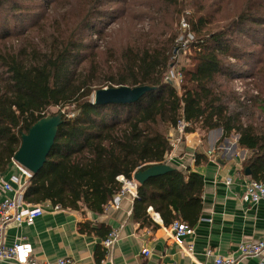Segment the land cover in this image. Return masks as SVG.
Returning <instances> with one entry per match:
<instances>
[{
    "label": "trees",
    "instance_id": "1",
    "mask_svg": "<svg viewBox=\"0 0 264 264\" xmlns=\"http://www.w3.org/2000/svg\"><path fill=\"white\" fill-rule=\"evenodd\" d=\"M93 1L75 22L70 2L0 0V175L15 160L22 135L51 107L74 106V116L63 113L44 167L26 184L24 198L30 203L102 212L121 191L120 176L132 178L165 161L172 149L169 133L183 118L190 124L186 132L221 129L218 145L239 134V147L249 151L244 170L250 168V177L264 183V119L256 116V110H264V98L242 100L223 82L244 70L240 63L248 51L238 46L237 37L246 35L264 45L259 37L264 34L259 11L264 5L249 1L232 18L196 9L189 17L196 36L194 66L181 68L180 93L165 80L178 44L164 32L138 44L134 40L116 59L115 73L109 65L110 73L97 74L99 49L90 31L102 34L97 20L103 11L98 6L102 0ZM47 23L50 32L41 37ZM122 85L153 89L134 103L92 102L94 91ZM203 188L199 174L173 169L139 184L134 209L147 216L153 207L170 225L177 218L193 224L202 209Z\"/></svg>",
    "mask_w": 264,
    "mask_h": 264
},
{
    "label": "crops",
    "instance_id": "2",
    "mask_svg": "<svg viewBox=\"0 0 264 264\" xmlns=\"http://www.w3.org/2000/svg\"><path fill=\"white\" fill-rule=\"evenodd\" d=\"M171 131L174 144L163 162L185 174L197 173L204 180L198 219L193 224L176 219L188 223L193 233L177 238L170 223H165L153 207L148 208L147 216L136 214L137 196L129 189L121 193L122 185L102 212L55 208L45 202L44 213L32 224L14 222L8 227L6 243H31L34 256L41 261L71 257L74 264H214L213 257L206 255L207 249L211 248L216 256H237L240 244L264 240V201L244 202L241 194L248 175L243 170L236 176L239 165L244 169L249 151L230 138L214 149L221 129L209 131L207 139L194 131L186 132L185 138L179 140L182 135H177L176 129ZM211 149L214 153L209 155ZM1 177L14 188L26 182L14 161ZM121 177L124 176L120 180ZM228 177L233 178L230 185L226 183ZM126 179L134 180L133 189L138 192L141 183L134 174ZM4 193L0 187V196ZM6 194L13 196L14 191ZM113 230L119 231V239L109 251L103 242ZM188 245H192V251L187 250ZM144 249L150 251L149 255ZM238 264L263 263L260 258L250 257Z\"/></svg>",
    "mask_w": 264,
    "mask_h": 264
},
{
    "label": "rangeland",
    "instance_id": "3",
    "mask_svg": "<svg viewBox=\"0 0 264 264\" xmlns=\"http://www.w3.org/2000/svg\"><path fill=\"white\" fill-rule=\"evenodd\" d=\"M60 0V6L70 2V5L75 6L76 18L81 17L87 10V6L92 5V0ZM102 0L101 4L97 3L103 11V15L98 18L97 28L102 30V34L92 33V40L98 45V53L96 58L98 61L97 74L100 75L110 73L109 65L113 67L112 73L116 72V59H118L122 53L126 51L128 45L132 44L133 41L141 43L147 38L152 37L155 34L164 32L165 37L175 36V43L178 44V40L183 38L184 35H194L195 33L191 30L189 17H194L196 9L204 7L207 12H204L208 16L214 14L215 17L223 18L238 15L245 7L246 4L251 1L253 5L263 6L264 0ZM257 3V4H256ZM184 5V6H182ZM50 8V7H49ZM65 9V7H64ZM260 15H264V9H259ZM202 12V9H201ZM3 11L0 10V16L3 15ZM203 13V12H202ZM98 15V16H99ZM221 19H219L220 21ZM50 22V21H49ZM186 24V25H184ZM41 34V37L50 32L48 26ZM40 35V33H39ZM264 41V34L259 36ZM238 46L242 49L246 48L248 52L244 53L242 58L241 68L243 72L234 75L233 78L227 79L224 85L228 86L229 91H233L236 96H240L242 100H247L252 95H259L264 98V45L259 42L254 43L246 35L237 37ZM248 42V47H244V44ZM193 48L190 51H180L178 58L174 55L170 58L169 71L166 74L165 80L173 79L170 77V72L175 66L177 73L182 67H193L194 62L191 58L193 54ZM230 61L234 62L235 59L231 58ZM244 61H249L248 65L242 66ZM178 69V70H177ZM246 74V75H244ZM244 75L245 77H241ZM254 75L255 77H251ZM169 77V78H168ZM176 82L177 89L182 92V80ZM106 87H118V86H105ZM97 91V90H96ZM92 94L94 95L95 92ZM92 99V96H91ZM228 104L230 108L235 107V101L233 98H229ZM74 106H68L64 109L59 107H51L46 116L58 114L59 112L69 113V116H74L76 111H73ZM256 116L264 119V110H256ZM181 125H185L183 130H180ZM184 118L181 119L178 126L176 127L177 135H182L179 140L185 138L186 128L189 126ZM202 139H207L208 132H203L196 128ZM172 130V129H171ZM195 131V132H196ZM194 132V131H193ZM192 133V132H191ZM173 132L169 133L171 137V143L174 144V136H171ZM184 135V136H183ZM231 141L238 143L239 134L233 133L230 137ZM226 138V139H228ZM225 139V140H226ZM224 140V141H225ZM224 141L220 144L224 145ZM219 144V145H220ZM216 145L214 149L218 148Z\"/></svg>",
    "mask_w": 264,
    "mask_h": 264
},
{
    "label": "built area",
    "instance_id": "4",
    "mask_svg": "<svg viewBox=\"0 0 264 264\" xmlns=\"http://www.w3.org/2000/svg\"><path fill=\"white\" fill-rule=\"evenodd\" d=\"M186 25V24H184ZM193 42H195L194 35H184L183 38L178 40V47L174 52L175 58H178L180 51H186L191 49ZM175 68V66H174ZM170 72V77L172 75L173 79H168L169 81L178 86L182 80L181 69L175 71V69ZM169 78V77H168ZM185 125H181L180 130H183ZM214 153V149L209 151V155ZM20 174L26 179L23 187L14 188L10 181L5 180L3 177L0 178V187L5 192L3 196H0V262H6L9 264H74L71 257H61L54 261H41L34 256L33 245L29 242H18L14 245H8L6 243V233L8 227L14 223H28L32 224L37 217H40L45 209L43 204H33L25 200L24 190L28 180L33 176V172L14 160ZM238 172L236 176H239L244 170L243 165H239L237 168ZM244 182V190L241 194V198L244 202L248 203H258L264 201V183L260 181L253 180L251 177H246ZM123 181V188L121 193L126 190H131L134 196H137L136 187L134 180L126 179L121 177ZM227 185L233 183V178L228 177L226 179ZM14 191L13 196H9L6 193ZM55 208H61L60 206H54ZM171 229L175 233L177 238L184 236L186 234L193 233L192 227L180 220H176L171 224ZM119 239V231L113 230L104 240V246L109 249V251L114 247ZM188 251H192V245H188ZM144 253L149 255L150 251L144 249ZM206 255L208 257H213L214 264H238L241 260L257 257L261 259L264 264V240L257 242H245L239 246V254L237 256H216L214 251L210 248L206 250Z\"/></svg>",
    "mask_w": 264,
    "mask_h": 264
},
{
    "label": "water",
    "instance_id": "5",
    "mask_svg": "<svg viewBox=\"0 0 264 264\" xmlns=\"http://www.w3.org/2000/svg\"><path fill=\"white\" fill-rule=\"evenodd\" d=\"M152 89L153 87L147 85L104 87L95 92L92 96V102L96 104L134 103ZM63 121V112L61 111L58 114L45 116L34 123L29 132L22 135L21 145L14 155L15 161L31 170L33 174L42 170L54 145L59 126ZM171 170L173 168L167 163H155L144 170L136 171L134 178L142 184L151 177ZM245 173L248 176L251 175L250 168H246Z\"/></svg>",
    "mask_w": 264,
    "mask_h": 264
}]
</instances>
